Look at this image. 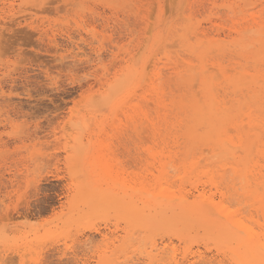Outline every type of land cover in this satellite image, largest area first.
Returning <instances> with one entry per match:
<instances>
[{
    "label": "rangeland",
    "instance_id": "1",
    "mask_svg": "<svg viewBox=\"0 0 264 264\" xmlns=\"http://www.w3.org/2000/svg\"><path fill=\"white\" fill-rule=\"evenodd\" d=\"M229 1H0V264H169L173 247L178 258L188 247L203 252L196 264H229L217 255V240L203 229L186 227L191 233L183 242L178 228L148 215L166 202L167 193H187L194 185L182 182L173 168L165 175L164 163L177 140L169 134L178 129L179 120L183 128L191 122L174 109L169 125L165 123L164 108L152 100L150 78L163 72L167 102L185 88L200 97L198 70L171 73L172 67L182 71L198 64L184 43L199 39L189 30L185 40L184 26L193 23L196 28L200 22L211 37L223 30L219 38L225 40L224 31L244 17L256 16L264 23L262 0L251 7V0L243 6L237 0L241 12L230 11L234 0ZM179 14L189 17L180 19ZM155 30L162 32L157 43ZM253 36L262 33L249 32L241 42H220L219 54L218 44L211 46L215 53L207 54V68L213 70L215 57L231 75L248 70L264 74V47L260 65L242 56ZM132 65L147 67L149 81L118 88L117 77ZM216 79L222 92L226 83L220 75ZM166 127L173 128L168 133ZM199 159V169L216 170L217 157L208 149ZM213 198L264 235V215L255 209L252 214L253 206L241 203L244 197ZM153 243L158 249H152Z\"/></svg>",
    "mask_w": 264,
    "mask_h": 264
},
{
    "label": "bare ground",
    "instance_id": "2",
    "mask_svg": "<svg viewBox=\"0 0 264 264\" xmlns=\"http://www.w3.org/2000/svg\"><path fill=\"white\" fill-rule=\"evenodd\" d=\"M0 1H3L4 5L7 2V0H0ZM183 1L184 0H182V3ZM228 1L229 0H227V2ZM242 1L243 3L242 4L240 3V4L243 6V4L246 1L240 0V2ZM262 1L264 3V0ZM232 2H234V4L231 3V5H229L227 8L230 11L235 12L238 10V12H241L239 10L240 8H239V4L237 0L236 1L234 0ZM235 2H237L238 7L235 6L237 5L235 4ZM256 3H257L256 0L255 1L251 0L250 2H247V5H250L251 7V5L254 6ZM184 4L186 3L184 2ZM225 6H221V7L224 8ZM215 7L216 5H214V8ZM248 9H249V6H248ZM189 10L191 9L189 8ZM179 16L181 15L179 14ZM182 17L183 16H181L180 19ZM188 17H183V18L184 20H186ZM207 19L209 18H206V20ZM241 20L242 22H238V21L234 22V24L228 29V32L224 31L225 40L219 38L221 36V32L223 31L222 29L220 33H217L218 37L214 38V37H211L209 33L206 32L205 29H201L202 25L200 24V22H199V27H196V28H194L193 23H192L193 26L192 25L184 26V29H186V32H184L183 35L180 34L183 38L186 35V33L190 30V33L193 34V36L191 37L199 39L197 40L196 43H191L189 41L187 43H184L186 47L185 50H187L191 55H193V57L196 59L198 64L194 65L193 67L184 69L182 71H177L176 67H172L171 69L173 71L171 73H174L175 75L180 76V75L185 74L183 72H188V71L193 72L195 70H198L197 75L199 78V89H200L198 94H200V97L198 95L191 93L190 90H188L190 88H185L184 89L185 92H183L180 96H175L173 99L170 100V102H167L168 98H167L166 88L164 87L165 83L164 82L162 83V79L164 78L163 72H160L161 70L160 71L157 70L153 74V77L150 78V81H149L148 77L150 75L146 79L147 67L145 66H142L141 68L135 67V65L129 66L128 67L129 69H127V72L121 73L120 76L117 77L118 83L116 84L119 86L118 88L124 89L129 84L132 86L135 83L133 85L135 86L136 84L140 85L146 80L149 81L150 82L149 90L152 93V98H153L152 100L154 102V105L155 104L161 105L165 110L164 115H165L166 124L168 122L167 118L171 116L172 114V112L170 113V111L174 109L175 110L179 109L178 113L180 110L183 111L182 113H186L187 114L186 117H188L189 121L191 122V124L187 126V128L184 127L185 130H183L184 122L182 119L179 120L180 126L177 123L179 126V127L177 126L178 129L173 128L174 124L171 125L173 126L172 128L174 129L173 130L171 128L172 132H170L171 130L170 128H169L170 130L168 131L167 130L168 127H166V131L168 133L170 132L169 137L171 135V137L173 136L177 140H174V143H173L174 147L173 149L171 148L172 150L171 154L169 153V160L165 162L164 164H165V173H166L165 175L166 176H170L169 175L170 171L168 170V168H173L176 171L178 170L179 174L177 176L179 177V179L182 182L186 183L187 181V183L189 182V183L194 184L193 188L191 191L187 193H182V192L176 193L174 190L173 192H170L169 194L167 193V195L164 196V197H168L166 198V202L163 204H160L159 207L157 208L153 207L154 210L153 208L152 210L150 209L148 215L156 216L158 220H163V222H167L173 227L178 228L180 230L179 237L181 240H183V242L188 240V238L190 237L189 234L191 233L190 230L185 229L186 227L189 226L190 229H193V230L203 229L211 237H214L217 240L218 242L217 243L218 245L217 255H222L223 258L229 262V264H264V235L257 234L253 226L251 228L242 219V217L239 218L240 216H238L237 213L231 211L228 207H225V205L223 206L221 204L215 203L214 198H213L215 197V194H219L220 197H224L225 199H229V197H232V198L233 197H244L245 200L244 201L242 200L241 203L244 202L245 207H247V205L250 204L251 206L254 207V208L252 207V211L255 209L257 210L258 214L260 212L261 214L264 215V74H261V72L258 70L255 71L254 74H252L248 70L245 72L238 71L234 73L235 75H231L229 74V69L225 67L226 64L223 65L222 62L221 64L217 63L218 59L215 57L213 59L214 60L213 63H211V65L213 66V70H210L209 68H207V65H208L207 60L210 62V58L207 59L206 57H208V55L212 54V52L214 51V50L210 51L211 46H213L214 44H218V49H215V50L221 51L222 47L221 46L219 47L220 42L226 41L228 42V44L241 42L242 40H244V38H246L245 35L247 33L253 32V31L261 32L262 36L261 37H257V36L250 37L249 45L247 46L246 49L244 48L245 51L242 52L243 55L242 54L241 55L245 57L246 60H253L254 63L262 62L264 60V59L262 60V58L264 57L261 58V55H260L261 51L263 50V48L261 47H264V23L263 21H261L259 17H256V16H252L251 19H247L246 17H244ZM150 30H151V27H150ZM216 31H219V29ZM161 35H162V32H157L155 34V37H153L154 43H157L159 40H161L162 38ZM187 35L189 36V33ZM201 36H203L204 38V40L202 41H200ZM185 38L187 39V36H185ZM172 45L174 48L175 43L174 44L172 43ZM203 45L205 46V48H208V49L199 50V48H201ZM252 46L253 47L256 46V49L249 50V47H252ZM174 53H171V54L174 55ZM154 59H155V55H154ZM153 63L151 64L153 65ZM255 65L256 64H254L253 66ZM258 65H260V63H258ZM217 74L220 75L222 81L226 83V86L222 88L223 89L222 92L217 87L219 85L216 79L218 77ZM121 76H123V78L120 80L119 78ZM193 78L194 79L192 81L194 82L195 77ZM219 80L220 79H218V81ZM144 86H148V85H144ZM192 86L194 87V83ZM195 87H196V83H195ZM107 90L108 88L105 89V92L108 94ZM142 90H145V89H142ZM228 104H231V105L227 106ZM150 106H153V105H150ZM179 116H181V114ZM172 122L174 123V121ZM232 131H234L235 134ZM164 132H165V129H164ZM157 134L161 135L159 130ZM164 141H160V142L163 143ZM165 147H163V149ZM203 147H205L206 149H204ZM207 149L209 150L211 157H215V158L217 157V160H216L217 168H215L216 169L215 171H207L204 169L203 170L199 169V165H200L199 158L204 152L207 151ZM198 154H201L200 157H198ZM181 159H183L184 162L177 164V160H181ZM208 162L210 163L211 160ZM200 167L202 168V166ZM229 172H231V175L228 176V179H227L226 175ZM203 177H206V180L201 184L202 186L200 185L202 187L201 188L197 182L202 180ZM180 180L178 181L180 182ZM206 185L210 187L209 191H207L208 186ZM208 192H210L209 195H208ZM190 197H193V199H190ZM230 201H233V200L230 198ZM222 202L224 203V200ZM225 203H227V201ZM231 206H233L232 203L230 207ZM252 214H254V211ZM137 218L140 220H145L143 219L144 215H138ZM255 224L257 225V223ZM188 248L184 251V253H182V256L178 258L177 250L175 249V247H173L170 257L168 256L170 260L168 261L169 264H196L199 258L205 257L203 252H201L200 250L194 251V250H191V248L189 249ZM152 249H158V245L156 243H153ZM151 252L152 251L148 252L147 254L150 255ZM159 253L160 252H158L157 254ZM165 258L167 257H164V259ZM108 263H111V261Z\"/></svg>",
    "mask_w": 264,
    "mask_h": 264
}]
</instances>
